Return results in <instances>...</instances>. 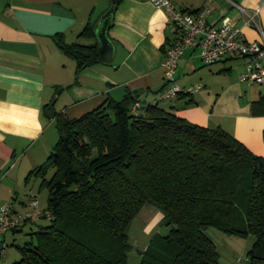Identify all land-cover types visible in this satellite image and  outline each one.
Here are the masks:
<instances>
[{
	"label": "trees",
	"instance_id": "trees-1",
	"mask_svg": "<svg viewBox=\"0 0 264 264\" xmlns=\"http://www.w3.org/2000/svg\"><path fill=\"white\" fill-rule=\"evenodd\" d=\"M93 27L88 20L78 34L89 43L52 36L75 61L74 82L100 62ZM138 103L127 89L78 117L55 114L58 138L30 172L48 191L49 223L11 264H127V231L145 203L159 208L168 232L151 236L138 264H218L209 227L252 235L245 264H264V156L222 128ZM250 113L264 116V91Z\"/></svg>",
	"mask_w": 264,
	"mask_h": 264
},
{
	"label": "crops",
	"instance_id": "crops-1",
	"mask_svg": "<svg viewBox=\"0 0 264 264\" xmlns=\"http://www.w3.org/2000/svg\"><path fill=\"white\" fill-rule=\"evenodd\" d=\"M172 2L191 14L208 7L210 25L219 24L223 17L231 18L247 41L260 39L259 29L247 22L248 15L253 16L264 35V0ZM109 6L110 0H0V185L6 184L10 192L8 198L1 196L0 201L7 198L15 211L23 212L30 199L37 200L35 194L22 198L12 190L15 177L29 175L54 145L48 129L55 119L47 118L44 108L55 94V114L73 118L108 98L120 100L127 89L133 93L134 89L142 88L138 104L156 103L189 122L222 128L251 152L264 156V116L250 113V102L260 92L254 93L251 87H245L248 96L243 104L235 107L228 104L229 100H222L221 96L238 84L227 81V86L216 89L214 74L201 68L205 64L196 48L183 51L175 80L185 90L200 87L167 99L169 102H161L166 100L161 97L165 87L164 51L177 38L178 31L166 12L155 8L149 0H119L108 30L116 46L113 63L89 66L74 82L75 61L57 48L52 36L62 34L67 43L91 42L78 34L88 20L94 25ZM217 62L223 63L220 71L235 70L238 78L246 65L245 58L231 54ZM39 203L40 209L46 208ZM161 222L162 213L152 203H145L134 217L127 236L138 255L154 233L168 232V227L163 232L159 230ZM237 240L235 237L231 241V247L236 246ZM3 244L0 240V251ZM235 251L231 253L234 258L231 264L239 258Z\"/></svg>",
	"mask_w": 264,
	"mask_h": 264
},
{
	"label": "built area",
	"instance_id": "built-area-1",
	"mask_svg": "<svg viewBox=\"0 0 264 264\" xmlns=\"http://www.w3.org/2000/svg\"><path fill=\"white\" fill-rule=\"evenodd\" d=\"M157 9H163L169 21L178 31L177 38L164 51L162 69L165 87L161 92L163 99H173L179 93L196 89H183L175 80V71L180 57L186 48H196L203 64L210 65L231 54L246 59L244 70L239 74L241 82L264 85V35L253 16L248 21L260 31V39L247 41L241 28L229 17H223L219 24L210 25L207 16L210 12L204 7L194 14L186 13L173 4L172 0H149ZM258 11V9H257ZM27 209L18 212L12 209L10 200L0 202V238L10 230H15L26 221L39 217H49L46 209H40L35 198L29 200ZM241 263L240 258L236 259Z\"/></svg>",
	"mask_w": 264,
	"mask_h": 264
},
{
	"label": "rangeland",
	"instance_id": "rangeland-1",
	"mask_svg": "<svg viewBox=\"0 0 264 264\" xmlns=\"http://www.w3.org/2000/svg\"><path fill=\"white\" fill-rule=\"evenodd\" d=\"M74 61V60H73ZM223 63L217 62L212 65H205L201 67L202 69L211 70L212 74H214L213 78V85L217 89L221 86H227L228 82H234L238 85H233L228 89L222 96V100L228 101V104H233V107L238 104H243V102L246 100V88L245 87H251L252 91L254 93H259L264 91V85L260 84H251L248 82H241L238 78V73L234 70L233 72H227V71H220L219 69L222 68ZM154 95V94H153ZM56 96L53 95L51 99ZM218 95H214V97H217ZM213 100V99H212ZM161 102H169V100H161ZM48 131H50L52 144H54L58 138V132L55 125V122H53ZM52 174V170H50L47 173V177H49ZM1 177V175H0ZM17 178V179H16ZM16 185L13 186L12 192H17L18 196L25 198L26 195L35 194L37 197V200L40 202L41 206H46L47 201V195L48 191L45 187H40L41 178L38 176H35L33 173H30L29 175H20V177H15ZM15 190V191H14ZM11 192V193H12ZM13 194V193H12ZM15 194V193H14ZM4 196L7 197L10 196L9 188L6 184L0 185V197ZM6 198V201L8 199ZM2 202V201H0ZM49 221L47 218L39 217L34 218L32 220L26 221L21 223L17 231L11 232L8 231L4 233V235L0 238V240H3V248L0 251V264H11L12 262L20 259V251L19 247L24 245L28 242H35V235L33 232L37 231L39 228V225H46ZM165 226L161 224L159 227V230L163 232V228ZM206 234L213 240V242L216 244V249L219 254L218 264H231L233 263L234 258L232 257L231 253L233 252V249L236 251L234 252L236 256H238L241 260V263H237L235 261V264H245L246 263V253L250 249L253 236L249 235L248 238H240L237 236H232L225 234L216 228L209 227L206 229ZM237 237V242L235 243L236 246H233V243L231 242L233 239ZM132 246V250L128 254L127 264H138L139 255L137 251Z\"/></svg>",
	"mask_w": 264,
	"mask_h": 264
},
{
	"label": "water",
	"instance_id": "water-1",
	"mask_svg": "<svg viewBox=\"0 0 264 264\" xmlns=\"http://www.w3.org/2000/svg\"><path fill=\"white\" fill-rule=\"evenodd\" d=\"M119 0H110L109 8L103 13V15L94 24L93 31L96 39L97 50L99 54L100 62L105 64H112L116 46L114 41L109 37L108 30L113 24V12L118 4ZM143 92L142 88L134 89L133 94L138 97L139 93ZM56 96H54L44 108V114L47 118H53L55 116L54 103ZM175 227V225H174Z\"/></svg>",
	"mask_w": 264,
	"mask_h": 264
}]
</instances>
